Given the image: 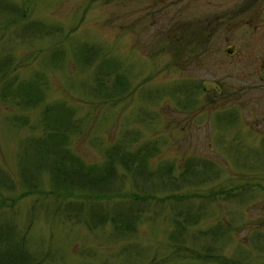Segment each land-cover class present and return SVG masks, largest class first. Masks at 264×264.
<instances>
[{"label":"rangeland","instance_id":"374dc122","mask_svg":"<svg viewBox=\"0 0 264 264\" xmlns=\"http://www.w3.org/2000/svg\"><path fill=\"white\" fill-rule=\"evenodd\" d=\"M11 1L22 4L26 0ZM29 1L30 19L61 27L67 33L73 31L62 44L64 60L55 63L50 60L48 40L32 46L11 43L17 60L29 56L11 76L27 82L38 74L36 83L44 102L23 112L12 99L17 83L11 81L9 99L0 100V166L16 178L22 141L39 135L38 129L14 124L15 116L27 117L33 127L42 106L63 103L75 109L79 119L69 146L87 162H99L104 150L125 133L136 134L140 142L158 144V153L151 158L155 167L180 163L193 155L213 162L218 179L197 192L223 189L233 193V198L217 197L207 208L210 215L191 232L222 220L232 232L225 255L232 257L240 247L246 255L244 252L239 264H263L264 252L256 249L263 242L260 238L251 243V235H264V0H126L108 5L92 0ZM135 9L138 23L136 20L133 25L128 16ZM181 22L197 25L204 39L202 48L188 44L187 53L180 54L172 66V56L159 48L168 39V31ZM84 42L102 46L109 57L118 58L127 67L129 99L113 106L97 104L85 93L82 85L89 83L91 76L76 69L72 53L74 45ZM179 86L194 93L188 109L182 98L170 94ZM39 183L43 192L52 187L47 172L40 174ZM55 207L54 201L43 195H30L17 200L13 208H5L8 215L13 212L18 230H27L29 252L44 258L43 264L123 261L119 256L122 244H113L110 228L90 232L82 225L63 223L54 215ZM166 222L141 220L137 224L136 241L147 251V261L170 251ZM166 264L200 263L174 257Z\"/></svg>","mask_w":264,"mask_h":264},{"label":"trees","instance_id":"16d2710c","mask_svg":"<svg viewBox=\"0 0 264 264\" xmlns=\"http://www.w3.org/2000/svg\"><path fill=\"white\" fill-rule=\"evenodd\" d=\"M98 1L108 5L124 4L126 0H92L91 3ZM29 3V0L22 4L0 0V100L9 99L11 81H15L12 99L23 112L41 106L43 93L36 83L40 80L38 74L27 82L11 76L19 65L29 60L27 55L17 60L11 53V43L32 46L48 40L51 42L50 60L55 63L64 60L66 54L62 44L73 31L67 33L61 27L30 19ZM133 15H136V9L128 16L135 25L137 18ZM197 27L191 22H181L168 31L169 37L159 51L172 56V66L178 63L180 54L187 53L188 44L202 48L204 36ZM72 53L76 69L90 73L89 83L83 84L82 88L95 103L113 106L131 97L127 67L118 58L109 57L102 46L84 42L74 45ZM187 89L179 86L173 89L175 94L168 91L177 99L182 98L186 109L193 105L194 96ZM166 92L164 90L163 95ZM75 115V109L56 102L42 106L40 119L33 127L27 117L15 116L14 124L30 126L33 131L38 129L39 135L22 141L16 157V178L0 166V264L45 263L44 258L29 252L26 244L28 228L20 232L13 212L11 215L5 212V208H13L17 200L30 195H43L53 200L54 215L63 223L82 225L90 232L110 228V240L113 244H122L119 256L123 261L120 264H166L174 257L200 264H239L243 261L246 252L240 247L236 249L241 250L235 249L232 257L225 255L232 232L224 221L216 220L204 230L191 232L210 215L207 208L218 200L217 197L233 198V193L223 189L197 192V188L218 179L219 171L213 162L193 155L186 156L180 163L172 161L152 166L151 158L158 153V144L140 142L136 134L129 133L120 135L106 148L99 162H87L69 146V137L79 128V119ZM43 172L50 175L52 182L46 192L40 190ZM5 193L17 194L9 198L4 196ZM195 200L200 203L197 205ZM32 218H29L28 226ZM159 219L166 220L170 228V251L147 261V251H142L136 241L137 224L141 220L154 222ZM260 238L262 247L256 249L262 253L264 235L252 234L251 243Z\"/></svg>","mask_w":264,"mask_h":264}]
</instances>
